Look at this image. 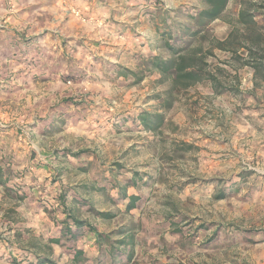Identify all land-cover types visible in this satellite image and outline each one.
I'll return each mask as SVG.
<instances>
[{
    "label": "rangeland",
    "instance_id": "rangeland-1",
    "mask_svg": "<svg viewBox=\"0 0 264 264\" xmlns=\"http://www.w3.org/2000/svg\"><path fill=\"white\" fill-rule=\"evenodd\" d=\"M0 1V264L25 261L26 247L46 264H264V79L245 64L264 53V0H228L204 26L203 0H140L142 17L114 30L134 50L109 48L104 30L59 55L46 41L63 15L56 0ZM166 43L202 58L206 78L171 90L152 64L175 56ZM143 111L164 114L157 131ZM63 186L94 208L77 215L110 234L114 262L87 238L92 261L49 242Z\"/></svg>",
    "mask_w": 264,
    "mask_h": 264
},
{
    "label": "trees",
    "instance_id": "trees-1",
    "mask_svg": "<svg viewBox=\"0 0 264 264\" xmlns=\"http://www.w3.org/2000/svg\"><path fill=\"white\" fill-rule=\"evenodd\" d=\"M206 5L198 14L200 20H198V24L200 26L206 25L209 21H212L220 16L222 11L225 9L228 0H203ZM253 12L246 11L242 9L239 13V21L249 23L253 22V19L250 17ZM170 44V43H169ZM166 46H169L166 43ZM173 54L175 55L170 61L162 60L159 58H155L152 61V64L162 73L170 74L172 77V87L171 90H180L185 89L195 82L201 81L206 78L204 75L207 73L205 70V62L202 58H197L196 53H184L185 47H175L173 48ZM251 54H256V50L253 48H249ZM259 57L255 56L250 58L245 64L250 65L254 69V73L260 75L264 79V53H260ZM216 89L217 86L215 85ZM217 90V89H216ZM170 106V103H167V107ZM164 119V114L161 112H150L143 111L139 114L140 124L145 128L151 131H157ZM73 155L78 154V152H72ZM5 175V170L2 165H0V184L6 187L7 190H10V186L6 184L8 177ZM133 180V179H131ZM135 182V180L131 181ZM118 184V183H117ZM67 194L70 195L71 199L77 203L72 205L71 207L66 204ZM131 199V203L129 206H133L135 201L138 200V196L130 195L128 196ZM22 198V197H19ZM59 202L62 205V210L65 214L64 218L60 221V233L57 237H50L49 242L56 243L62 246H69L71 251H73L72 260L80 261L87 260L88 257L84 252L82 245L84 242L83 239L88 240V243H93L99 250L102 251L103 247H109L110 249L107 251L108 257L114 262L116 257L118 256L117 246H115L111 240V236L108 233L99 231L95 225L89 222L87 219H81L77 215L78 206L87 205L89 210H93L94 208L90 205V203L82 199L78 192L73 187L63 186L60 188V192L58 194ZM95 213L102 217L110 216L108 212H100L95 211ZM91 236V237H90ZM91 241H90V240ZM82 241L80 244L79 242ZM119 243H126L125 240L117 241ZM79 243V245H77ZM103 252V251H102ZM119 257V256H118ZM39 258V257H37ZM88 260H94L88 259ZM97 263H100V259H95ZM38 262H52L50 259L41 258L38 259Z\"/></svg>",
    "mask_w": 264,
    "mask_h": 264
},
{
    "label": "crops",
    "instance_id": "crops-1",
    "mask_svg": "<svg viewBox=\"0 0 264 264\" xmlns=\"http://www.w3.org/2000/svg\"><path fill=\"white\" fill-rule=\"evenodd\" d=\"M140 2V0H56L59 7L63 8L61 11V14L63 15L57 19V26L52 30V33L55 32V36L46 39V41L49 40L47 43L48 47H53L54 50L56 49V54L59 55L60 52H63V41H67L70 45L75 43L74 46H80L81 42L89 44V39H94L98 36L102 37L104 30L106 31L105 34L107 36L114 38V30L116 31L119 28L117 24L129 23L130 25L142 17L140 14V7L143 5ZM62 3L65 4L63 5ZM16 5H19V3H16ZM72 5L77 7V14H81V16L88 17L89 19L81 21L80 16H74V13L72 14V12H69L68 8ZM0 6H2L1 1ZM72 11H74V9H72ZM102 23L104 25H102ZM83 34L85 35L83 36ZM47 35H49V33ZM80 35L84 37V40L79 37ZM127 39L126 46H123V42L121 41H115L114 38L112 47H108L112 49H116V47H119L120 49L132 48V50H134V41H131L129 38ZM138 50L136 52H138ZM65 66L66 63L63 62L62 66H60L61 72L65 70ZM125 68L130 71L132 70L127 66H124L123 70H125ZM118 71L121 72V68H119ZM56 75H59V73ZM14 85H17V83ZM25 249V254L22 256L25 261L20 263L17 261L16 263L26 264L28 262H35L34 264H46V262H37L40 257L42 258V252L36 253L38 251L37 249L28 247ZM33 256L35 261L32 259Z\"/></svg>",
    "mask_w": 264,
    "mask_h": 264
}]
</instances>
